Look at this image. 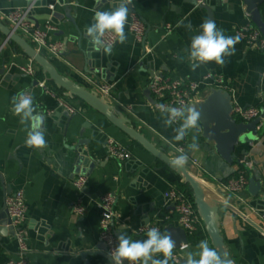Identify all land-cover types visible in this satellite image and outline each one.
<instances>
[{"label": "crops", "instance_id": "1", "mask_svg": "<svg viewBox=\"0 0 264 264\" xmlns=\"http://www.w3.org/2000/svg\"><path fill=\"white\" fill-rule=\"evenodd\" d=\"M78 1L79 5H75L72 11L75 24L67 18L60 21L54 17V13H64L65 5L59 0H0V21L11 28L7 18L10 12L29 9L35 27L43 26L47 21L54 24L56 30L51 38L65 41L66 50L59 56H51L46 51L42 54L53 62L61 74L98 93L101 85H113L107 101L123 112L137 130L172 157L179 154V147H183L189 159L198 161V166L188 163L189 171L204 184L207 191L219 201L243 211L247 218L264 228L263 127L257 138L237 149L242 161L262 177L263 188L254 196L246 186L240 193V199L224 188V184L241 170L240 166L224 161L214 144L202 136V128L198 134L193 130L184 140L174 141L173 128L178 125H164L148 87L153 73L195 82L214 74L224 79L223 88L231 93L234 106L260 108L258 90L260 82L264 84V51L242 38L235 46V54L226 58L223 67L213 62L192 71L186 59L187 49L191 37L198 35L200 25L209 19L208 11L197 6L193 0H134L128 22L135 14L146 23L142 41L130 33L127 23L126 42H118L111 56L102 55L91 50L84 29L93 22L96 10H111L119 0ZM50 5H55V9H51ZM208 6L218 29H223L225 35H237V30L245 25L255 26L244 0H211ZM260 9L264 19V4ZM180 21L184 25L191 23L192 30L178 27ZM21 36L30 42L26 36ZM83 51L91 62L89 66ZM180 56L185 57L184 62L177 59ZM29 60L17 44L8 41L0 32V211L5 208L8 194L18 190L24 192L29 264H85L81 251L96 249L102 242V208L99 201L105 193L117 196L115 231L118 233L123 230L132 239L142 240L146 239V233H139L141 227L157 225L162 233L170 226L183 229L174 204L165 198V193L176 188L175 183L183 182V178L143 147L133 146V140L85 102L65 93L59 96L46 93L38 83L46 81V78L29 76L19 69ZM47 85L54 91L48 82ZM211 88L203 92V99ZM21 90L31 92L38 112L44 116L47 147L42 150L25 146L26 131L19 123V117L11 111V98ZM61 97L76 108L75 114L59 106ZM194 134L198 135L199 148L189 151L187 144ZM81 139H90L89 144L82 148L89 151L94 162L85 161L86 157L83 161L77 158L76 149ZM109 139L127 148L132 159L119 161L112 158L108 153ZM246 175L248 185L247 171ZM79 176L88 179L83 192H79L74 185ZM79 196L86 207L83 216L72 210ZM220 214L222 235L233 262L264 264V232L228 208L221 207ZM4 223L2 221L0 225V264L19 257L18 243L8 231L9 223L7 226ZM186 234L188 243L181 245L187 244L188 249L181 246L174 249V256L179 259H185L186 251L196 250L201 240H207L213 247L207 233L199 239L197 232L191 234L186 231ZM157 258L162 259V256ZM89 260L93 264H112L101 256L89 257ZM170 264L182 263L175 259Z\"/></svg>", "mask_w": 264, "mask_h": 264}, {"label": "water", "instance_id": "2", "mask_svg": "<svg viewBox=\"0 0 264 264\" xmlns=\"http://www.w3.org/2000/svg\"><path fill=\"white\" fill-rule=\"evenodd\" d=\"M59 2L65 5L64 13H54V17L60 21L67 18L70 22L75 24V18L72 17V11L75 8V5H79V1L76 0L75 3H72L68 0L66 3V0H59ZM193 3L196 4V1L193 0ZM244 3L247 6V13L250 16L251 21L260 30L262 36L264 37V19L260 9L264 4V0H244ZM201 7L208 11L209 19L213 20V12L208 4ZM56 22L59 23V21ZM0 32L6 36L8 41L17 44L24 51V53L35 62V64L41 69L42 73L47 76L48 80L53 82L58 89L64 90L68 97L78 98L94 110L105 115L115 127L125 133L131 140L139 143L141 147L151 153L156 159L163 162L170 169L176 171L183 178V182L185 184H189L192 189L197 212L204 223L205 231L208 234L213 247L225 254L226 258L232 262V264L235 263L231 258L225 239L222 235L220 208L225 207L231 211L237 212L248 223L263 233V228L251 219L247 218L244 212H240L231 204L221 202L213 197L209 191H207L204 184L189 171L188 164L181 169L175 168L171 164V160L174 157L169 155L163 148H159L155 143L151 142L144 134L131 124V120L123 112L115 109V107L111 105L107 99L103 98L97 91L88 90L86 87L61 74L50 59L38 52L27 39L14 32L10 27L1 21ZM80 46L81 44L79 40V47ZM83 52L85 54V61L89 66L91 62L89 61L86 52ZM258 102L261 114L258 118L249 122L240 121L234 116V103L232 95L223 87H212L208 95L202 101L191 103L197 104V108L202 113V136L208 142L214 144L216 152L224 161L232 165L237 163L248 172L249 184L247 185V190L254 196L262 190L263 179L260 175H256V173L242 161L237 149L241 145L249 143L253 139L257 138L262 127L264 130V84L262 81L260 82V88L258 90ZM89 141L90 139H81L78 142L76 154L80 161L85 160V157V161L87 162H91L92 160L89 156V151L87 149L83 150L82 148L83 145L89 144ZM243 154H245V152L242 153V155ZM2 221L6 222L3 224L4 226H7L10 222V220H8L6 208L0 211V225ZM8 231L13 234L11 227H8ZM166 232L170 233L173 240L176 241L177 248L181 246V243H188V237L184 229L170 226L166 228ZM118 234L119 233L116 232V235ZM80 256L82 260L85 261V264H93L89 260V257L96 256H101L111 261L107 254V246L104 242L98 244L96 249H84L81 251ZM179 262L184 264L183 259H179ZM125 264H127V261H125Z\"/></svg>", "mask_w": 264, "mask_h": 264}, {"label": "built area", "instance_id": "3", "mask_svg": "<svg viewBox=\"0 0 264 264\" xmlns=\"http://www.w3.org/2000/svg\"><path fill=\"white\" fill-rule=\"evenodd\" d=\"M197 6H204L211 0H194ZM51 9H55V5H50ZM8 21L11 24V29L20 34L26 36L35 49L42 53L48 52L51 56H59L66 50V43L63 40H53L52 33L56 30L54 24L47 21L43 26L35 27L30 18L29 9H15L8 15ZM128 28L138 41H142L146 32V23L138 15L132 14L128 22ZM171 30V27H167ZM243 39L258 49L264 51V37L260 30L252 24L245 25L237 30ZM114 47L118 41H113ZM19 69L22 73L36 77L38 74L37 65L30 59L25 65H20ZM39 85L46 93L57 96L55 91H52L47 85L46 81H39ZM224 79L221 76L208 74L203 81H184L182 79H171L163 77L158 73H153L149 80V90L154 96L156 102L155 107L159 103H163L170 106L179 107L181 102L186 104L197 103L203 100V92L209 87H223ZM113 85L105 84L99 87V93L105 99L111 96ZM59 96V95H58ZM59 106L64 108L70 114L76 113V108L71 106L64 97L59 98ZM233 113L242 121L249 122L258 118L261 114L259 107H243L234 106ZM264 121V120H263ZM108 153L109 155L119 161H127L132 159L131 152L117 142L114 139L108 140ZM184 151L183 147H179L178 151ZM188 163L193 166H198L199 163L196 159H189ZM248 164L247 162H245ZM248 183L245 170H239L235 177L230 178L225 184L224 188L236 195L238 198H242V193ZM75 187L79 192L88 185V179L85 176H79L74 181ZM165 198L171 201L178 213V221L180 225L187 232L193 234L203 226V221L200 218L194 200L188 193L178 190L177 188H171L165 193ZM100 207L102 208V215L100 220V239L107 246V254L116 247L117 235L115 231V217L117 215L115 206L117 203V196L114 193H105L100 197ZM5 208L8 218L10 220L9 227L12 228L13 237L18 243V258L9 259L6 264H29L27 253L29 251L28 246V230L25 226L27 203L25 194L22 190L12 192L6 196ZM72 210L75 214L83 216L86 212L81 197L79 196L72 205ZM243 212V211H242ZM264 220V212L262 216ZM149 227H141L139 233H146ZM264 232V228H263ZM176 260H179L175 256Z\"/></svg>", "mask_w": 264, "mask_h": 264}, {"label": "clouds", "instance_id": "4", "mask_svg": "<svg viewBox=\"0 0 264 264\" xmlns=\"http://www.w3.org/2000/svg\"><path fill=\"white\" fill-rule=\"evenodd\" d=\"M130 6L134 7V0H119L111 10H96L93 22L84 29V36L91 45V50L100 52L102 55L111 56L114 43L118 41L124 44L127 40L125 26L128 23ZM178 27L184 26L189 31L192 24L184 25L183 21L178 22ZM242 37L237 35H225L223 29H218L212 19L205 20L200 25V33L190 39L187 49V61L192 71L208 63H215L223 67L226 58L235 54L236 45ZM184 62L185 57H177ZM11 111L19 117V123L26 131L25 146L28 148L42 150L47 147L45 136L44 116L38 112V105L28 90H21L11 98ZM156 109L163 117L166 127H172L175 133L173 140L180 142L188 136L190 131L199 133L201 129V111L197 104H186L181 102L179 107L163 103L156 105ZM199 148L198 135L191 136V142L187 144L189 151H196ZM189 161L187 152L181 150L172 160L171 164L177 168H184ZM181 247L188 249L187 244ZM176 241L168 232L162 233L156 227H149L146 232V239H132L123 230L117 235V245L108 256L112 264H170L175 261L174 249ZM162 256L161 258H157ZM184 264H232L225 254L218 249L209 246L207 240H201L196 245V250L186 251Z\"/></svg>", "mask_w": 264, "mask_h": 264}, {"label": "trees", "instance_id": "5", "mask_svg": "<svg viewBox=\"0 0 264 264\" xmlns=\"http://www.w3.org/2000/svg\"><path fill=\"white\" fill-rule=\"evenodd\" d=\"M37 77H40L41 79H45V78H46L48 84L51 86V88H53V90H54L57 94H59V95H63V94L65 93L64 90L58 89V88L54 85L53 82L49 81L48 78H47V76L44 75V74L42 73V71H41L40 68L38 69ZM133 146H139V147H141V146L139 145V143H137V142H135V141H133ZM240 169H241V170H245L242 166H240ZM175 187H176L178 190H181V191H184V192L188 193L189 196L192 198V200H194V199H193L192 189H191V187H190L189 184H185L184 182H179V183H175ZM203 234L207 236L206 231H205V229H204V226H202L201 228H199V230L197 231V234H196V235L198 236V239H199V237H200V238H203Z\"/></svg>", "mask_w": 264, "mask_h": 264}]
</instances>
